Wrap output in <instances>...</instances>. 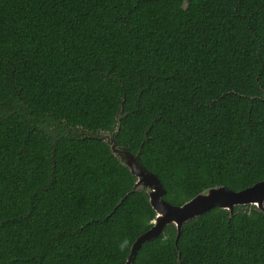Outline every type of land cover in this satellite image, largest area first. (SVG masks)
Wrapping results in <instances>:
<instances>
[{
  "label": "trees",
  "instance_id": "1",
  "mask_svg": "<svg viewBox=\"0 0 264 264\" xmlns=\"http://www.w3.org/2000/svg\"><path fill=\"white\" fill-rule=\"evenodd\" d=\"M100 134L174 206L264 181V0H0V264H127L155 212ZM176 238L132 264H264L255 207Z\"/></svg>",
  "mask_w": 264,
  "mask_h": 264
},
{
  "label": "water",
  "instance_id": "2",
  "mask_svg": "<svg viewBox=\"0 0 264 264\" xmlns=\"http://www.w3.org/2000/svg\"><path fill=\"white\" fill-rule=\"evenodd\" d=\"M106 142L112 154L136 178V190L146 189L150 205L155 212L152 228L137 238L131 248L127 264L133 263L143 244L162 237L166 227L176 228V241H178L185 224L200 218L214 208L229 211L233 215L238 207H255L264 214V181L240 192L216 186L203 191L182 206H174L164 199L166 190L163 184L154 173L141 164L138 155L120 148L116 140L111 137Z\"/></svg>",
  "mask_w": 264,
  "mask_h": 264
},
{
  "label": "clouds",
  "instance_id": "3",
  "mask_svg": "<svg viewBox=\"0 0 264 264\" xmlns=\"http://www.w3.org/2000/svg\"><path fill=\"white\" fill-rule=\"evenodd\" d=\"M129 245H130V240L127 237H125L121 241L118 242L117 246L121 252H124L129 247Z\"/></svg>",
  "mask_w": 264,
  "mask_h": 264
},
{
  "label": "rangeland",
  "instance_id": "4",
  "mask_svg": "<svg viewBox=\"0 0 264 264\" xmlns=\"http://www.w3.org/2000/svg\"><path fill=\"white\" fill-rule=\"evenodd\" d=\"M100 135L103 136V139H104L105 141H107V139H108L109 137H111L109 134H100Z\"/></svg>",
  "mask_w": 264,
  "mask_h": 264
}]
</instances>
